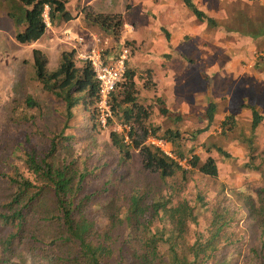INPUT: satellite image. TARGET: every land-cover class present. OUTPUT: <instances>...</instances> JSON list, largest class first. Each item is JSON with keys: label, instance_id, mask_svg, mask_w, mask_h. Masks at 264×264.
<instances>
[{"label": "rangeland", "instance_id": "374dc122", "mask_svg": "<svg viewBox=\"0 0 264 264\" xmlns=\"http://www.w3.org/2000/svg\"><path fill=\"white\" fill-rule=\"evenodd\" d=\"M65 1L74 17L54 26L48 24L36 42L22 45L14 39L24 27L22 4L18 0H0V200L8 192L5 176L17 169L33 178L24 163L26 154L33 147L37 152H47L51 138L62 129L73 137L72 156L94 168L85 178L84 191L98 190L111 171L112 180L124 176L125 181L139 179L147 186H158L155 177L140 172L137 150L131 160L121 161L108 134L110 130L125 128L116 123L102 125V110L97 102L95 125L91 109L84 104L76 105L73 116L67 118L63 101L42 90L35 78L33 48L48 56V69L52 70L65 50L74 49L79 64V52L88 47L98 45L106 58H112L122 46H127L126 66L135 71L140 101L151 110L149 122L179 129L185 148L193 144L194 152L201 158L205 155L203 146L212 142L233 156L227 159L214 154L217 178L193 171L184 185L180 176L174 180L181 196L195 202L200 194L208 201L207 209L197 208L201 224L203 216L209 217V205L219 202L235 209L232 229L237 235L243 233V238L239 253H231L237 254L232 264H259L250 250L257 243L258 229L242 198L264 187V172L244 166L248 150L240 138L250 133L249 107L253 106L263 116L254 131L255 154L264 149V0H192L213 19V24L196 19L183 0ZM86 5L95 12L120 13L118 36L86 25L80 14ZM28 95L38 102L39 108L26 107L24 100ZM158 97L170 111L167 115L159 111ZM210 102L216 104L213 121L206 131L189 139L207 126L204 112ZM229 114L236 117V129L230 135H221L220 124ZM174 180L168 179L167 184ZM114 190L115 187L111 189ZM107 197L111 196L98 195L87 208L88 214L96 217L99 229L106 228L107 221L94 203L101 204ZM22 247L18 251L20 264H46L41 255Z\"/></svg>", "mask_w": 264, "mask_h": 264}, {"label": "trees", "instance_id": "16d2710c", "mask_svg": "<svg viewBox=\"0 0 264 264\" xmlns=\"http://www.w3.org/2000/svg\"><path fill=\"white\" fill-rule=\"evenodd\" d=\"M18 1L22 4L24 27L15 33L14 39L22 45L34 43L44 34L47 28L44 12L52 26L74 17L65 0ZM183 3L196 19L214 23L192 0H183ZM80 14L86 25L118 36L122 23L120 13L95 12L86 5ZM75 55L74 49L62 51L57 66L49 70L48 56L33 48L35 78L42 90L63 101L67 118L73 116L76 105L84 104L91 109L95 125L98 82L88 63L77 64ZM135 76L134 69L126 66L123 80L109 96L111 116L107 124L116 123L125 128L110 130L109 140L122 162L131 160L133 151L137 150L141 158L140 172L155 177L158 186H147L139 179L125 181L124 176L112 180L111 171L98 190L84 191L85 178L94 168L72 156L73 137L64 134L62 129L51 138L47 152H37L33 147L26 154L24 163L33 178L17 169L5 176L8 192L0 200V264H20L18 251L22 246L41 255L46 264L233 263L237 254L231 253H239L243 238V233L237 235L232 229L236 210L216 202L208 206L209 217L203 216L201 224L197 208L207 209L208 201L200 194L195 202L181 196L174 180L180 176L184 185L193 171L217 178L219 171L214 154L227 159L233 156L212 142L203 146L205 155L201 158L194 152L193 144L185 148L179 129L151 124V110L140 101ZM157 101L161 104V114L167 115L170 111L163 101L159 97ZM24 102L27 108H39L32 96L28 95ZM249 108L250 133L240 138L248 150L244 166L264 172V149L255 154L257 148L253 142L254 131L263 116L255 107ZM215 112L216 104L210 102L204 112L207 126L198 129L189 139L194 140L209 128ZM236 125V117L227 115L220 124V134H232ZM151 135L165 138L171 144L175 159L147 144L146 139ZM183 159L187 167L179 164L178 160ZM168 179L174 183L168 185ZM101 194L111 196L101 204L94 203L106 218L107 227L103 229L97 228L96 217L87 210ZM242 203L258 229L257 243L251 247V253L259 264H264V187L243 195Z\"/></svg>", "mask_w": 264, "mask_h": 264}, {"label": "built area", "instance_id": "2783aa9c", "mask_svg": "<svg viewBox=\"0 0 264 264\" xmlns=\"http://www.w3.org/2000/svg\"><path fill=\"white\" fill-rule=\"evenodd\" d=\"M43 17L46 25H48L49 21L46 12L43 13ZM78 41L80 43L82 39L79 38ZM128 57L129 49L127 46H122L112 58H106L103 49L98 45L88 47L78 54V59L80 61L88 63L98 82L97 103L102 110L100 115V122L102 125H105L107 123V118L111 116L108 99L111 92L123 80ZM146 143L159 148L164 154L175 159L171 151V144L165 138L151 135L147 137ZM178 162L182 166L187 167L184 159L178 160Z\"/></svg>", "mask_w": 264, "mask_h": 264}]
</instances>
